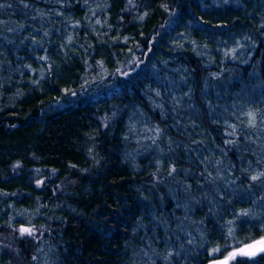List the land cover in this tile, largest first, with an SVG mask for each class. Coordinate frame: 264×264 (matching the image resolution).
Returning <instances> with one entry per match:
<instances>
[{
    "label": "trees",
    "instance_id": "trees-1",
    "mask_svg": "<svg viewBox=\"0 0 264 264\" xmlns=\"http://www.w3.org/2000/svg\"><path fill=\"white\" fill-rule=\"evenodd\" d=\"M263 238L264 0H0V264Z\"/></svg>",
    "mask_w": 264,
    "mask_h": 264
},
{
    "label": "snow or ice",
    "instance_id": "snow-or-ice-1",
    "mask_svg": "<svg viewBox=\"0 0 264 264\" xmlns=\"http://www.w3.org/2000/svg\"><path fill=\"white\" fill-rule=\"evenodd\" d=\"M21 234L28 233L29 235L32 233V229L30 228H21ZM264 252V239L256 241L254 244L247 245L246 248H241L237 251H234L229 254V256L220 264H228V261L234 259L237 255L240 256H254L257 252Z\"/></svg>",
    "mask_w": 264,
    "mask_h": 264
},
{
    "label": "water",
    "instance_id": "water-1",
    "mask_svg": "<svg viewBox=\"0 0 264 264\" xmlns=\"http://www.w3.org/2000/svg\"><path fill=\"white\" fill-rule=\"evenodd\" d=\"M22 228H27V227H22ZM263 239H264V238H263ZM259 240H261V239H258V240H256V241H259ZM256 241H253V242H250V243L244 244V245H242L241 247H239L237 250H239V249H241V248H246L247 245L254 244ZM262 253H264V252H259V251H258V252L256 253V255L251 256V257L258 256V255H260V254H262ZM238 256H239V257H249V256H240V255H238ZM225 259H226V258L213 260V261L209 262L208 264H220V262L224 261ZM228 264H230V260L228 261Z\"/></svg>",
    "mask_w": 264,
    "mask_h": 264
},
{
    "label": "rangeland",
    "instance_id": "rangeland-1",
    "mask_svg": "<svg viewBox=\"0 0 264 264\" xmlns=\"http://www.w3.org/2000/svg\"><path fill=\"white\" fill-rule=\"evenodd\" d=\"M22 227H27V228H30V229H32V233L31 234H33L35 231L33 230V228L32 227H30V226H21V227H19V231H20V229L22 228ZM21 233V232H20ZM30 234V235H31ZM23 235H29L28 233H24ZM6 242H7V239H6ZM6 242H4V243H6ZM236 251V250H235ZM234 252V251H233ZM229 256V255H228ZM239 256L237 255L234 259H231L230 260V262L231 261H234V260H236V258H238Z\"/></svg>",
    "mask_w": 264,
    "mask_h": 264
}]
</instances>
